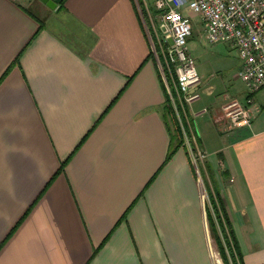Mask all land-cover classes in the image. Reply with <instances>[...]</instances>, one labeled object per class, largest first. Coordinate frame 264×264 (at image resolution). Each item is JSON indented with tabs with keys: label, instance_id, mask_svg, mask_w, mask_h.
Wrapping results in <instances>:
<instances>
[{
	"label": "crops",
	"instance_id": "crops-1",
	"mask_svg": "<svg viewBox=\"0 0 264 264\" xmlns=\"http://www.w3.org/2000/svg\"><path fill=\"white\" fill-rule=\"evenodd\" d=\"M59 6L0 0V264H221L211 197L244 264H264V89L232 133L224 100L247 89L188 106L208 153L196 164L166 108L149 10Z\"/></svg>",
	"mask_w": 264,
	"mask_h": 264
},
{
	"label": "built area",
	"instance_id": "built-area-1",
	"mask_svg": "<svg viewBox=\"0 0 264 264\" xmlns=\"http://www.w3.org/2000/svg\"><path fill=\"white\" fill-rule=\"evenodd\" d=\"M157 19L158 47L156 58L171 76L169 89L185 144L193 161H204L208 153L199 144L197 133L188 116L189 105L202 96L200 76L189 48L193 33V16L200 15L206 38L212 42H228L237 49L240 58L238 76L246 85V103L230 100L223 110V129L232 133L250 127L254 117L250 105L253 95L264 89V0H154ZM165 64V68L163 67ZM166 78V75H164ZM170 86V87H169ZM209 111L203 108L198 114Z\"/></svg>",
	"mask_w": 264,
	"mask_h": 264
},
{
	"label": "rangeland",
	"instance_id": "rangeland-1",
	"mask_svg": "<svg viewBox=\"0 0 264 264\" xmlns=\"http://www.w3.org/2000/svg\"><path fill=\"white\" fill-rule=\"evenodd\" d=\"M153 1L138 0L141 7L149 10L153 25L156 26L157 19L153 9ZM45 11L50 12V8L47 7ZM74 36L76 35L74 34ZM188 44L195 59L197 70L202 77V83L208 82V84L214 86V95L212 97L202 94L204 101L211 102L216 98L217 103L214 105L217 107L225 99L226 93L232 94L238 90L247 89L243 80L237 76L240 65L237 49L228 42H210L204 33L202 17L200 15L193 16V33L189 37ZM231 99L233 98H227L224 101L229 102ZM217 255L221 264H225L219 251Z\"/></svg>",
	"mask_w": 264,
	"mask_h": 264
},
{
	"label": "trees",
	"instance_id": "trees-1",
	"mask_svg": "<svg viewBox=\"0 0 264 264\" xmlns=\"http://www.w3.org/2000/svg\"><path fill=\"white\" fill-rule=\"evenodd\" d=\"M64 3H65V0H61L59 8L64 6ZM157 51L159 53L162 63H164L163 57L161 55V52L158 46H157ZM153 54L154 53L151 50L149 55H153ZM163 67L166 70L165 64H163ZM166 108H167V111L171 114V117L173 121L175 122V124L176 123L178 124L179 122L175 115L173 105L171 103L169 96H167L166 98ZM177 129H178V136H179L178 145L185 146L184 136H183V132H182L180 125H179V128L177 127ZM175 150L176 148L174 147L171 153H169L167 157V161L172 158ZM65 163L66 162L61 163L59 172H61V170L64 168ZM211 201L213 205L211 208L208 207V219H209V223H210V227L212 231V236L215 242L217 243V248L220 253V256L223 258L225 264H232V263L233 264H244L243 255L239 248L236 235L234 233L232 224L230 222V219L226 213V210L222 202L219 199H217V202H216V200L212 197H211Z\"/></svg>",
	"mask_w": 264,
	"mask_h": 264
},
{
	"label": "water",
	"instance_id": "water-1",
	"mask_svg": "<svg viewBox=\"0 0 264 264\" xmlns=\"http://www.w3.org/2000/svg\"><path fill=\"white\" fill-rule=\"evenodd\" d=\"M42 1L52 8H55L57 4L61 2V0H42Z\"/></svg>",
	"mask_w": 264,
	"mask_h": 264
}]
</instances>
